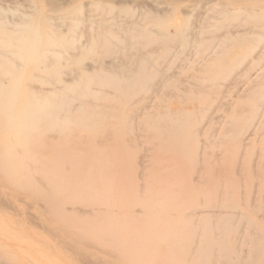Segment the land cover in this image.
<instances>
[{
	"label": "bare ground",
	"instance_id": "obj_1",
	"mask_svg": "<svg viewBox=\"0 0 264 264\" xmlns=\"http://www.w3.org/2000/svg\"><path fill=\"white\" fill-rule=\"evenodd\" d=\"M42 2L30 0L32 11L17 9L13 20L0 9V208L17 218L36 210L47 234L79 264H264L257 219L240 218L248 224L241 240L232 217L201 210L234 209L235 202L231 179L205 177L199 167L227 145L234 152L223 154L222 165H236L259 144L244 138L254 125L253 133L264 131V122L256 123L264 117V90L247 96L254 111L241 127L231 120L224 130L235 136L207 137L204 147L190 108L141 122L135 106L167 80L176 61L189 69L200 64L219 80L239 68L247 54L225 72L218 62L245 40L253 51L264 45V0H219L217 15H207L198 31L187 15L169 29L151 14L136 18L102 3L61 9ZM210 60L216 65L203 63ZM259 71L256 86L264 81V67ZM246 109L237 107L233 117ZM244 243L255 249L242 255ZM0 264L53 262L0 238Z\"/></svg>",
	"mask_w": 264,
	"mask_h": 264
},
{
	"label": "rangeland",
	"instance_id": "obj_2",
	"mask_svg": "<svg viewBox=\"0 0 264 264\" xmlns=\"http://www.w3.org/2000/svg\"><path fill=\"white\" fill-rule=\"evenodd\" d=\"M42 1V3L46 5L49 0ZM52 1L57 3L61 9H64L74 4L75 2H83L86 4L102 3L110 6L112 9L131 10L136 18L140 17L143 13H148L158 17L159 22L166 25V27L169 29H178L179 27H181L182 20L184 16L187 15V17H190L195 22L191 30L198 31L200 29L201 22L205 17H207V15H217V13L215 12V7L213 6L218 4L219 0H205L206 2L204 0ZM173 4H176L178 7L176 11H172L171 13H169V6ZM0 9H5V11L9 12L10 20H13L12 12L17 9L23 11L26 10V12L32 11L30 0H0ZM48 9L49 7L45 6L46 12H48ZM231 9H234V7H231ZM154 12H156V15ZM88 14L89 13L86 11L85 18L88 17ZM248 14L253 17L256 15V12L249 11ZM228 21L229 18L218 21L217 23H221L222 25H224L227 24ZM248 26L244 28H248ZM82 27L86 28L85 25H83ZM82 41H85L84 37H82ZM250 48V42L246 40L240 42L236 46H232L229 48L227 53L218 62V65L222 67L221 69L224 72L227 71V69L230 68L237 59L243 57L244 54H247V58L239 68L231 72H229V70L228 73L230 74L227 73L228 76L221 80H219L215 74L210 75L209 73L205 72V70H199L200 64L197 65L198 67L195 66L196 69H189L183 61H176L173 67L166 72L167 80L160 86L154 87L149 93H147L146 96H148V99L142 100L135 104V106L141 108V116L139 118L140 121L144 122L148 116L154 114L172 112L176 109V106L180 109L190 108L196 115H198L196 128L199 131L198 137L201 141L202 147L205 146L207 137L217 139L224 136H235V133L225 134L224 130L228 126H230L231 120H237V124H235L234 127L240 128L241 122L246 118V115L248 116L254 111L251 105L252 102L247 98V96L251 92H253L256 87L259 90H264V81L262 85L258 86H256L253 82L260 73L259 69L264 67V45L256 51H253V49ZM189 57V64H191V66H194L195 60L193 52L189 53ZM203 63L207 66L216 65L215 60L204 61ZM199 78H203V80H200ZM204 78H208L210 79V81L205 80ZM182 88L185 90H183ZM213 92L214 94H212ZM245 95L246 97H244ZM121 97L124 98L126 96L121 95ZM181 97H191L192 100L184 103V101L180 99ZM213 97H215L216 100H211V98ZM124 103L127 104L128 101L125 99ZM229 104L233 106L230 108ZM210 105H212L211 109L208 108V106ZM239 106H247V109L245 112H243V115L240 118L233 117V113ZM205 109L209 110L207 111V116L203 118L201 114L202 110ZM262 111L264 110L262 109ZM263 122V116H260L256 120L258 126H262L261 123ZM254 128L255 125L253 127V130ZM253 130L245 135L244 141L245 143H248L250 140L256 138L257 140H260L259 144L257 143V146L255 145L250 150H248L247 156H241V159L236 165H232L230 162H228L227 165H222L221 157L223 156V154H231L234 152V146L227 145L224 150L225 152H216L217 154L215 153L214 155L210 156L208 164L206 166L203 167L202 165H200L199 167H201L202 169L198 167L199 169H201V173L205 175V177H212L215 174H220L232 180V184L234 187V209H212L202 207L201 210L205 211L207 213L206 215L216 214L220 215L221 217H232V219L235 221V230H237L238 232L237 238H240L241 240L244 236L243 231L247 229L248 225L246 221L240 220V218L242 217H251L257 219V226H259L258 233L262 236V238H264V131L253 133ZM144 154V151H140L139 156L141 157ZM240 165L242 166V168ZM260 174L262 179L260 178ZM195 177H197V175H195ZM191 178L192 175L190 176V179ZM239 180L241 181L242 186H238L236 183H233L235 181L238 182ZM45 219L46 218L39 217L36 213V210H31V215L22 214L17 218L12 215L10 209L0 208V238H2L3 240H10L15 244H21V246L24 245L29 250L38 249V254L47 256V259L49 258L50 261L53 262V264H79L78 261L69 256V253L67 254L64 250L56 245V239L50 237L47 234L43 225H41V223ZM241 247L245 251L242 253V255H245L249 251L255 249L254 246L250 243H244ZM90 261L93 262L94 259L92 258Z\"/></svg>",
	"mask_w": 264,
	"mask_h": 264
}]
</instances>
